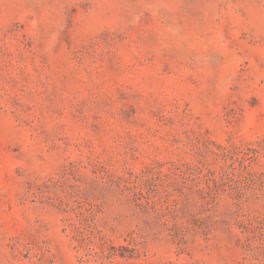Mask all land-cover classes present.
Masks as SVG:
<instances>
[{
	"label": "rangeland",
	"instance_id": "obj_1",
	"mask_svg": "<svg viewBox=\"0 0 264 264\" xmlns=\"http://www.w3.org/2000/svg\"><path fill=\"white\" fill-rule=\"evenodd\" d=\"M0 264H264V0H0Z\"/></svg>",
	"mask_w": 264,
	"mask_h": 264
}]
</instances>
